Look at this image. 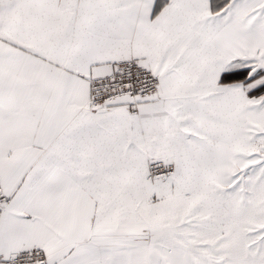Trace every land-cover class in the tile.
Segmentation results:
<instances>
[{
    "label": "snow or ice",
    "instance_id": "1",
    "mask_svg": "<svg viewBox=\"0 0 264 264\" xmlns=\"http://www.w3.org/2000/svg\"><path fill=\"white\" fill-rule=\"evenodd\" d=\"M0 264H264V0H0Z\"/></svg>",
    "mask_w": 264,
    "mask_h": 264
}]
</instances>
